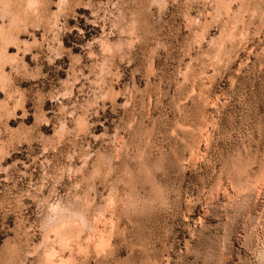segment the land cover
Returning a JSON list of instances; mask_svg holds the SVG:
<instances>
[{"label": "rangeland", "instance_id": "obj_1", "mask_svg": "<svg viewBox=\"0 0 264 264\" xmlns=\"http://www.w3.org/2000/svg\"><path fill=\"white\" fill-rule=\"evenodd\" d=\"M45 253L264 264V0H0V264Z\"/></svg>", "mask_w": 264, "mask_h": 264}, {"label": "bare ground", "instance_id": "obj_2", "mask_svg": "<svg viewBox=\"0 0 264 264\" xmlns=\"http://www.w3.org/2000/svg\"><path fill=\"white\" fill-rule=\"evenodd\" d=\"M228 162V161H227ZM238 162V161H237ZM230 179V178H229ZM245 182V181H244ZM255 186V185H254ZM241 189V188H240ZM259 190V189H258ZM256 191H254L253 192V194L255 193ZM228 193V192H227ZM231 199V198H230ZM243 202V201H242ZM256 206V205H255ZM257 208V207H256ZM53 209V208H52ZM58 209V208H57ZM59 210V209H58ZM255 210V209H254ZM255 213H257V210L255 211ZM248 214V213H247ZM60 216V215H59ZM83 216V215H82ZM73 217V216H72ZM85 217V216H84ZM75 219V218H74ZM102 219H103V217H102ZM94 220V219H93ZM99 222V221H98ZM86 223V222H85ZM78 225V224H77ZM74 226V225H73ZM76 226V225H75ZM57 227V226H56ZM69 227V228H68ZM68 227H60L59 229H58V233L59 234H61V235H63V236H67V235H69L70 237H71V233H72V231H71V228H70V226H68ZM85 227V226H84ZM73 228H75V227H73ZM77 228V227H76ZM254 228V227H253ZM81 229V228H80ZM56 230V229H55ZM72 230H74V229H72ZM76 230V229H75ZM74 230V231H75ZM263 230V229H262ZM76 232L78 233L79 232V230H76ZM76 233V234H77ZM256 233V232H255ZM74 235V234H73ZM251 235V234H250ZM89 236V235H88ZM47 239V238H46ZM77 239H79V238H77ZM100 239V238H99ZM251 239V238H250ZM260 239V238H259ZM74 243V242H73ZM78 243V242H77ZM77 243H74V244H76L77 245ZM81 244H82V242H80ZM68 245V244H67ZM95 245V244H94ZM256 245V244H255ZM263 245V244H262ZM52 246V245H51ZM79 246V245H78ZM85 246H86V244H85ZM247 246V245H246ZM94 247V246H93ZM52 248V247H51ZM50 248V249H51ZM54 248V247H53ZM74 248V247H73ZM72 248V249H73ZM77 248V247H76ZM95 248V247H94ZM55 249V248H54ZM71 248H69V250H70ZM82 249V248H81ZM261 249V248H260ZM47 250V249H46ZM45 250V251H46ZM68 250V251H69ZM37 251V250H36ZM262 251V250H261ZM67 252V251H66ZM81 253H82V250H80V249H78L77 251H73V250H70L69 251V257L74 261V257H75V255L76 254H80L81 255ZM264 254V253H263ZM59 255V254H58ZM79 255V256H80ZM77 256V255H76ZM263 256V255H262ZM257 257V256H256ZM40 260V259H39ZM43 260V259H42ZM52 260H54V259H52ZM52 260H51V255L50 254H48V253H45L44 254V263L45 264H53V262H52ZM59 261V260H58ZM77 264V263H76Z\"/></svg>", "mask_w": 264, "mask_h": 264}]
</instances>
